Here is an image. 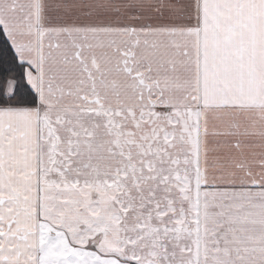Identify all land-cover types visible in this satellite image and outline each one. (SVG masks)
I'll return each instance as SVG.
<instances>
[{
	"label": "snow or ice",
	"instance_id": "6c2138e0",
	"mask_svg": "<svg viewBox=\"0 0 264 264\" xmlns=\"http://www.w3.org/2000/svg\"><path fill=\"white\" fill-rule=\"evenodd\" d=\"M0 264H264V0H0Z\"/></svg>",
	"mask_w": 264,
	"mask_h": 264
}]
</instances>
